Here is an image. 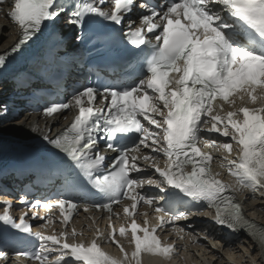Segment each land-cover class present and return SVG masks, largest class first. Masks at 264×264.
I'll return each mask as SVG.
<instances>
[{
	"label": "snow or ice",
	"instance_id": "obj_1",
	"mask_svg": "<svg viewBox=\"0 0 264 264\" xmlns=\"http://www.w3.org/2000/svg\"><path fill=\"white\" fill-rule=\"evenodd\" d=\"M0 12L17 29L0 53V69L62 15L79 29L78 41L86 27L101 24L111 39L132 46L113 69L115 80L97 76L42 113L75 110L61 132L52 136L49 127L42 139L74 168L66 189L92 201L85 212H107L109 231L96 227L91 240L78 239L85 233L70 227L76 199L25 193L18 217L12 200H0V264H143L144 255L168 264L178 246L165 243L158 229L208 241L207 231L193 235L178 223L200 215L232 233L245 231L264 254V226L245 215L238 195L264 198V0H0ZM7 111L0 105V118ZM213 161L224 171H213ZM224 172L230 181L221 179ZM114 205L126 221L118 229ZM34 220L43 221L36 230ZM57 221L60 228L49 232ZM102 243H114L120 255ZM244 254L251 257L249 249Z\"/></svg>",
	"mask_w": 264,
	"mask_h": 264
},
{
	"label": "bare ground",
	"instance_id": "obj_2",
	"mask_svg": "<svg viewBox=\"0 0 264 264\" xmlns=\"http://www.w3.org/2000/svg\"><path fill=\"white\" fill-rule=\"evenodd\" d=\"M2 7L7 10L9 5L5 4ZM9 29L11 30L9 31ZM16 39V27L4 17L3 12H0V53L11 46ZM5 88L6 85L0 84V97L6 94ZM1 103L0 105H2ZM8 117L9 111L0 118V136H16L24 142L42 139L43 135L48 133L49 127L51 128L50 135H53L68 120L56 115L52 118H46L37 113L29 114L24 111L19 112L11 119ZM216 169H219L218 163L216 164ZM221 171L223 172L224 170ZM223 175L229 177L226 172ZM238 195L242 201L245 215L257 224L264 226V198L257 197V199L253 200L247 193ZM245 195H248L247 200H244ZM93 217L97 219L95 224H92V219L88 217V214L83 215L76 221V229L85 233L83 237H78V239L91 240L96 227L106 233L104 223L100 222L101 219L97 214H94ZM209 219L207 217L204 218L203 222H193L192 224L197 230L193 235L207 231L210 234V239L208 241L204 240L205 242L202 241L204 244L193 243L188 236L184 240H173L172 243L178 246L177 252L179 254L174 256L168 264H252V258L256 259L257 264H264V254L260 252L257 243L252 241L245 231L241 230L238 233H232L231 230L215 225ZM89 224H92L91 230L87 227ZM117 238L125 244L127 250L131 251L132 246L127 244L125 238L119 237V235H117ZM185 244L187 245V251L183 247ZM213 245H216V247L214 248ZM101 246L112 255H120L119 249L115 244L102 243ZM244 249L250 250L251 257L245 256ZM143 264H165V262L161 261L159 257L144 255Z\"/></svg>",
	"mask_w": 264,
	"mask_h": 264
}]
</instances>
